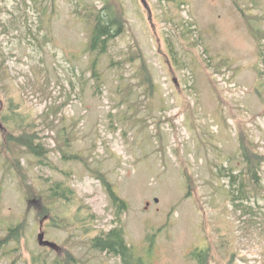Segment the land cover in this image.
I'll return each mask as SVG.
<instances>
[{
	"label": "rangeland",
	"instance_id": "obj_1",
	"mask_svg": "<svg viewBox=\"0 0 264 264\" xmlns=\"http://www.w3.org/2000/svg\"><path fill=\"white\" fill-rule=\"evenodd\" d=\"M145 1L0 0V264H125L114 228L132 264H264V0Z\"/></svg>",
	"mask_w": 264,
	"mask_h": 264
},
{
	"label": "trees",
	"instance_id": "obj_2",
	"mask_svg": "<svg viewBox=\"0 0 264 264\" xmlns=\"http://www.w3.org/2000/svg\"><path fill=\"white\" fill-rule=\"evenodd\" d=\"M85 11L86 17H90L94 20L89 49L92 53H105L112 40L123 32L125 27L124 23L114 14L112 7L107 3H105L102 8H98L96 5H91L86 8ZM96 77L99 79L97 74ZM35 139H37L36 135L32 137L23 133L21 135L14 136L10 139V141H13L17 145L25 146L29 148L32 153L42 156L45 151L43 145L40 142L36 143ZM231 177H233L231 195L234 197V201L244 199L247 195L253 192H250V190L247 191V186L249 185L248 181L242 182L238 180V176L233 175L232 172ZM55 193L56 196L69 199L71 198L73 191L69 188H57ZM58 193L61 194L58 195ZM112 196L114 201L118 200L114 191H112ZM121 205L123 206L124 202L119 204L120 207ZM91 243L94 249L120 255L125 264H132L131 258H133L135 254L132 248L126 243L124 231L121 228H114L105 235L97 236L93 238ZM193 255L199 264H207L205 257L206 250L195 251ZM137 260H139V258Z\"/></svg>",
	"mask_w": 264,
	"mask_h": 264
},
{
	"label": "water",
	"instance_id": "obj_3",
	"mask_svg": "<svg viewBox=\"0 0 264 264\" xmlns=\"http://www.w3.org/2000/svg\"><path fill=\"white\" fill-rule=\"evenodd\" d=\"M145 3L146 1L143 0ZM43 222L41 224V231L38 234V242L40 244V246H44V247H50L52 249H58L60 246L58 245V243L51 241L49 239H46V232L43 230Z\"/></svg>",
	"mask_w": 264,
	"mask_h": 264
},
{
	"label": "flooded vegetation",
	"instance_id": "obj_4",
	"mask_svg": "<svg viewBox=\"0 0 264 264\" xmlns=\"http://www.w3.org/2000/svg\"><path fill=\"white\" fill-rule=\"evenodd\" d=\"M5 110V107H4V104L1 102V109H0V113L2 112L3 113V111ZM1 115V114H0ZM4 128V123L2 122V121H0V128ZM60 249V247L56 250V249H54V250H56V251H58Z\"/></svg>",
	"mask_w": 264,
	"mask_h": 264
}]
</instances>
